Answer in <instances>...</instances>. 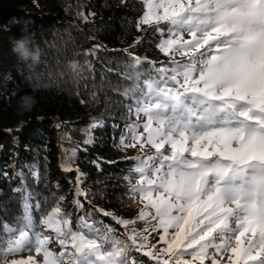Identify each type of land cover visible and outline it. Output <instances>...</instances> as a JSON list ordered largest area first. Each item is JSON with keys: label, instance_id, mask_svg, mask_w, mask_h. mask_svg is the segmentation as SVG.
<instances>
[{"label": "snow or ice", "instance_id": "6c2138e0", "mask_svg": "<svg viewBox=\"0 0 264 264\" xmlns=\"http://www.w3.org/2000/svg\"><path fill=\"white\" fill-rule=\"evenodd\" d=\"M142 4L137 28L158 37L167 62L146 61L153 75L131 99L117 146L139 150L125 181L130 209L143 207L117 219L78 189L75 222L59 204L36 219L22 169L21 216L0 221V264H142L134 252L156 264H264V0ZM27 171L40 182L35 166ZM149 237L165 246L153 251Z\"/></svg>", "mask_w": 264, "mask_h": 264}, {"label": "trees", "instance_id": "16d2710c", "mask_svg": "<svg viewBox=\"0 0 264 264\" xmlns=\"http://www.w3.org/2000/svg\"><path fill=\"white\" fill-rule=\"evenodd\" d=\"M144 10L142 0H0V221L16 225L21 216L24 195L16 189L22 169L41 206L36 219L59 204L75 222L78 189L91 205L117 219L137 216L126 193L129 152L125 160H114L109 152L124 149L117 141L131 99L153 75L146 61L167 62L155 46L158 37L137 28ZM24 37L32 51L41 50L39 62L24 61L13 50V41ZM73 62L83 67L79 75L70 67ZM87 139L93 143L85 144ZM33 166L39 183L28 176ZM65 166L74 170L60 178ZM61 197L66 198L62 203ZM83 207L87 213L89 204ZM94 216L117 227L109 218ZM142 223L130 228L140 230ZM161 246L157 242L152 250ZM133 256L156 264L142 253Z\"/></svg>", "mask_w": 264, "mask_h": 264}, {"label": "clouds", "instance_id": "9594fccd", "mask_svg": "<svg viewBox=\"0 0 264 264\" xmlns=\"http://www.w3.org/2000/svg\"><path fill=\"white\" fill-rule=\"evenodd\" d=\"M13 44H14L13 50L16 51L24 61L31 60L34 63L39 62L41 50L37 46L35 48V51H32L28 47V44H30V40L28 37L16 39L13 41Z\"/></svg>", "mask_w": 264, "mask_h": 264}, {"label": "rangeland", "instance_id": "374dc122", "mask_svg": "<svg viewBox=\"0 0 264 264\" xmlns=\"http://www.w3.org/2000/svg\"><path fill=\"white\" fill-rule=\"evenodd\" d=\"M146 150L149 151V152L151 151L150 148H148ZM121 151H119L118 149H113L112 151L109 152V156L112 157V159H114V160H115V158L118 159V160H125V158H126V152H129V156L128 157H130V158L131 157H135V156H137L139 154V150L136 149V148L123 149ZM67 173H68V171H62L61 174H60V178L66 177L67 176ZM135 205H136V207H137L138 210H140L143 207V205L140 204V203H137ZM136 207H135V209H136ZM149 240H150V242H153L152 239H151V237H149ZM161 245H163V243H161Z\"/></svg>", "mask_w": 264, "mask_h": 264}]
</instances>
